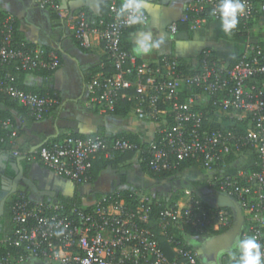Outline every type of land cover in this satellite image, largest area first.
Wrapping results in <instances>:
<instances>
[{
	"label": "built area",
	"instance_id": "built-area-1",
	"mask_svg": "<svg viewBox=\"0 0 264 264\" xmlns=\"http://www.w3.org/2000/svg\"><path fill=\"white\" fill-rule=\"evenodd\" d=\"M217 3L193 0L178 22L194 30L210 19L218 20L211 14ZM243 3L245 11L239 21L247 30V43L240 60L229 65L203 49L198 71L183 74L175 56L162 55L146 69L136 64L135 57L121 46L128 26L117 19L116 2L109 4L105 18L84 10L72 15L59 0H38L40 8L53 9L60 17L72 15L71 30L79 44L90 48L93 40L101 42L114 68L112 75L99 73L86 82L87 107L114 111L125 99L138 118L155 125L153 139L145 147L122 137L67 134L43 143L36 151L39 160L76 183L88 179L96 159L111 160L116 154L134 152L137 162L153 171L174 169L181 160H198L208 172L206 181L217 185L212 196L224 194L240 205L244 224L239 238L253 236L264 250V53L258 43L264 39V0ZM15 22L12 15L0 12V93L40 120L59 104L57 94L24 91L9 67L53 72L60 59L53 49L15 39ZM177 29L176 22L168 25L172 33ZM208 104L214 109L216 129L204 125L206 118L197 108ZM17 137L12 118L0 117V154L20 156ZM252 153L256 159L250 157ZM232 154L237 159L227 163L226 157ZM215 168L220 169L219 175H214ZM199 196L187 187L173 205L167 203L155 213L159 198L140 189H115L78 206L35 199L19 190L8 205L10 227L0 237V264L29 260L45 264H201L187 239L203 236L205 230L230 228L234 211L211 202L206 210ZM162 241L170 245L172 257L165 253Z\"/></svg>",
	"mask_w": 264,
	"mask_h": 264
},
{
	"label": "crops",
	"instance_id": "crops-1",
	"mask_svg": "<svg viewBox=\"0 0 264 264\" xmlns=\"http://www.w3.org/2000/svg\"><path fill=\"white\" fill-rule=\"evenodd\" d=\"M116 1L122 3V0H59L60 5L70 8L72 15L84 10L94 16L106 13L108 5ZM192 1L148 0L144 8L147 13L146 23L136 25L123 40V45L135 57L140 68L146 69L155 64L162 55L191 59L194 65L203 49L212 50L218 56L226 58L241 52L240 46L230 49L227 44L220 45L214 39L220 29L219 20L210 19L194 30L178 22L186 6ZM0 12L15 18L19 36L23 40L35 46L55 50L60 59L58 68L51 74L28 73L24 78L28 86L37 90L53 91L59 98V104L52 107L40 120L22 118L12 110L19 129L15 147L20 151V156L24 157L22 164L28 179V184L21 187V191L35 199L76 198L82 205L89 204L100 195L115 189L134 188L148 192L147 184L160 179L151 178L143 172L135 154L132 159L120 162L115 167L94 164L88 179L81 183L57 174L39 160L36 155L38 148L63 134L111 136L127 133L137 135L144 142H150L154 136L155 125L138 118L134 111L117 114L98 105L87 107L86 82L104 72L106 54L103 44L97 40H93L90 48L79 44L71 30L72 15L60 17L53 9L40 8L38 0H0ZM173 22L178 25L176 33L168 30V25ZM142 30H150L156 38L163 37L161 46L147 55H138L134 51L135 37ZM3 154L13 156L6 152ZM207 175L206 171L191 168L182 172L179 177L185 179L189 185L190 181L206 179ZM3 219L2 231L6 232L10 227L9 216ZM203 238L205 237L190 238L198 240L197 245L190 243L195 250ZM199 261L203 262L200 258ZM229 261H233L232 255ZM36 262L42 263L29 260L25 264Z\"/></svg>",
	"mask_w": 264,
	"mask_h": 264
},
{
	"label": "trees",
	"instance_id": "trees-1",
	"mask_svg": "<svg viewBox=\"0 0 264 264\" xmlns=\"http://www.w3.org/2000/svg\"><path fill=\"white\" fill-rule=\"evenodd\" d=\"M116 3L118 5V7L120 8L121 2H117L116 1ZM108 7H109V5H108ZM108 7H107V11H108ZM107 11H106V13H104L102 15L105 18L107 16ZM135 26L136 25L128 26L125 29V31L123 32V35H122V38H121V46H122L123 49L127 50L128 52H129V50L127 49V47L123 45V40H124V38L126 36H128L129 32L134 30ZM15 28H16L15 39L23 40L19 36V32H18V29H17V22H15ZM230 35H232V37L234 39H237V40L238 39L239 40L242 39L241 41L245 40L244 39V35H247V30H246V28H243V24H242L241 21H239L237 27L231 32ZM252 37L256 38L257 36L253 33ZM244 43H246V41H244ZM258 43L260 44V46L262 48V51L264 53V39L263 40H259ZM250 44L253 45L252 41H251ZM210 53H211V55L213 57L219 59L220 61L222 60V61L228 63L229 65H232V64L238 62L240 60V58H241L240 54H233L232 56H229V57L226 58V57L218 56L217 53L212 51V50H210ZM203 56L204 55L202 54V51H201L200 54H198L197 59H196V63L194 65L192 64L191 59H185V58L177 57V60L179 62V70H181L183 72V74H191V73L197 72L199 67H200V65H201ZM104 63H105V69H104L103 73H105L107 75H112L114 73V68H113L112 64L110 63V61L107 59V56H106V59H104ZM9 69L16 76V82H17L18 87L23 89L24 91L32 92V93H35V94H43V93H46V92L54 93L51 90H37V89H35V88L31 87V86L26 85L25 82H24L25 75L28 74V73H41V74H44V75H49V74H51V71H46V70L23 71V70H15L12 67H9ZM197 108L202 110V112L204 114V117L206 118V120L204 121V125L206 127H209L211 129H216V128L219 127V125L216 122H214V120L212 119V118H214V109H213V107L211 105L208 104L207 106H202V107L198 106ZM12 110L16 111L17 114L20 115L22 118L23 117H25V118L27 117V118L33 120V118L31 116H29V114H28V112H27L25 107L21 106L16 101L10 99L8 96L0 93V117H2V118L3 117H11L13 122L16 124V119L13 116ZM132 111H134L133 110V105L129 101H127L125 99H122V100H120L118 105L115 107L113 112L117 113V114H127V113L132 112ZM18 133H19V129H18ZM70 134L71 135H77V134H74V133H70ZM65 135H67V134L60 135V136H58V137H56V138H54L52 140H59V139L63 138ZM107 137L108 138H117V137L126 138V139H129L132 142L138 143L142 147H145L148 144V142L142 141L135 134L120 133V134L111 135V136H107ZM133 157H134V152H128L126 154H116L114 156V158L111 159V160L103 159V158L102 159H96L93 162V166H94V164H98V165H100V167L105 166V165H111V166L115 167L120 162L127 161L129 159H132ZM250 157L253 158V159L257 158L256 154H254V153H252L250 155ZM235 159H237V157L232 154L230 156H227L225 161L227 163H231ZM138 164L140 165V168H141V170L143 172H145L148 176H150L151 178H154V179H175L176 177H179L182 172H184L187 169H191V168L198 169L200 171H205V169L201 165L200 161L195 160V159H186V160L178 161L177 166L174 169H170V170L162 169L161 171H153L145 163H138ZM93 166H92V168H93ZM219 171H220V169H219ZM219 171H218V168H215L214 175L215 176L219 175ZM89 176H90V174H89ZM200 186H204V187L209 188L211 194H213L216 191V189H217V185L216 184H209L206 181V179L190 181L189 182V188H192L196 192V194L198 193L197 190H198V188H200ZM182 195H183L182 190H178L176 195H172L169 198L159 197L158 202L155 201V205H154L155 213H157V211L160 208H162L167 203L170 204V205H173ZM198 195H199V193H198ZM199 198L201 199V206L204 209L207 210L211 206L210 201H208V199L206 197H203V196H199ZM58 200L63 202V203H65V204H67V205H69V206H71V205H76V206L81 205L80 201L78 199H76V198H73V199H70V198H59ZM226 209L229 210L230 212H232V210L230 208H226ZM226 230L227 229H221V230H219L217 232H212V231H209V230H205L202 235H203V237H210V236H213V235H216V234H220V233H222V232H224ZM187 231H188V233L191 234V231L189 230V228H187ZM175 232H176V234L178 236H181L182 239H183V236L181 235L180 231H178V233H177V231H175ZM3 233H5V232L4 231L0 232V237L3 235ZM193 234L194 233H192L191 235H193ZM162 247H163L165 253L169 257L173 256V253L171 251V247H170V245L167 242L162 241ZM189 247L190 248H194L191 244L189 245ZM232 249H234V251H235V247L232 248ZM0 252H1V250H0ZM198 258H199V256H198ZM221 264H223V263H221ZM232 264H234L233 261H232Z\"/></svg>",
	"mask_w": 264,
	"mask_h": 264
},
{
	"label": "clouds",
	"instance_id": "clouds-1",
	"mask_svg": "<svg viewBox=\"0 0 264 264\" xmlns=\"http://www.w3.org/2000/svg\"><path fill=\"white\" fill-rule=\"evenodd\" d=\"M147 2L148 0H122L116 12L117 19L127 26L146 23L144 8ZM244 11L243 0H218L211 14L218 18L222 31L231 34ZM162 43L163 37L156 38L150 30H142L135 37L134 51L138 55H147L158 49ZM232 260L234 264H264L262 245L253 236L237 238Z\"/></svg>",
	"mask_w": 264,
	"mask_h": 264
},
{
	"label": "water",
	"instance_id": "water-1",
	"mask_svg": "<svg viewBox=\"0 0 264 264\" xmlns=\"http://www.w3.org/2000/svg\"><path fill=\"white\" fill-rule=\"evenodd\" d=\"M41 144H39L40 146ZM38 146V147H39ZM23 156L10 157L6 154H0V167L4 169L8 168L13 173L12 188L5 189L3 186V179L0 177V232L2 231V219L4 216V203L9 194L17 191V186L22 180L28 184L27 176L24 175V166L22 161ZM211 203L217 204L218 206L230 208L234 211V222L230 228L226 231L216 234L210 237L203 238L199 245L196 247V253L199 258L203 261L207 258V253L212 254L213 260L217 261V257L220 253L230 251L235 247L237 238L240 237L241 231L244 224V216L238 202L230 196L224 194H217L207 198Z\"/></svg>",
	"mask_w": 264,
	"mask_h": 264
},
{
	"label": "rangeland",
	"instance_id": "rangeland-1",
	"mask_svg": "<svg viewBox=\"0 0 264 264\" xmlns=\"http://www.w3.org/2000/svg\"><path fill=\"white\" fill-rule=\"evenodd\" d=\"M214 39L220 43V45L222 43H225L224 45H228L229 47H231L230 49H234V48H238L240 47H244V45L247 43H244V41L241 40H237L234 39L232 37V35L230 34H225L222 29L220 28L218 32H216V34L214 35ZM239 47V48H240ZM240 48L239 50L241 51ZM241 52H236V54H240ZM220 117H222V114H219ZM244 161V159L242 157H240V162ZM162 180H164L165 182H161ZM187 182L185 181V179L180 178V177H176L175 179H160V180H154V181H150L147 185V190L148 193H150L152 196L155 197H165V198H169L172 195H176L178 190H183L187 187H189V185L186 184ZM21 189V187H20ZM198 193L201 194L203 197L209 198L212 197V194L209 190V188L204 187V186H200V188H198ZM187 241L189 243H193L195 245H197V239H187ZM194 245V246H195ZM235 252L234 249L227 251L225 253L222 254L221 258H220V263L223 264H231L230 258L232 253ZM223 260V261H222Z\"/></svg>",
	"mask_w": 264,
	"mask_h": 264
},
{
	"label": "flooded vegetation",
	"instance_id": "flooded-vegetation-1",
	"mask_svg": "<svg viewBox=\"0 0 264 264\" xmlns=\"http://www.w3.org/2000/svg\"><path fill=\"white\" fill-rule=\"evenodd\" d=\"M10 157H13V156H10ZM24 175L27 176V172L24 170ZM13 173L12 171H10L8 168L4 169L3 167H0V177L3 179V186L5 189H11L12 188V176ZM25 182H23L22 180L19 182L18 186H17V191L21 190L20 187H23L25 186ZM17 191L15 193H11L8 195V197L6 198L5 200V203H4V216L3 218H6L7 215H8V205L11 201V199L15 196V194L17 193ZM2 191L0 190V193ZM225 253V252H223ZM223 253H220L217 257V261H214L213 260V257H212V254L209 252L207 253V258H204L203 262H201L202 264H220L219 260L222 256ZM35 264H42L41 262H36Z\"/></svg>",
	"mask_w": 264,
	"mask_h": 264
}]
</instances>
